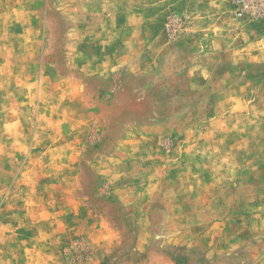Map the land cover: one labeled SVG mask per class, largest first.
<instances>
[{
    "label": "rangeland",
    "instance_id": "374dc122",
    "mask_svg": "<svg viewBox=\"0 0 264 264\" xmlns=\"http://www.w3.org/2000/svg\"><path fill=\"white\" fill-rule=\"evenodd\" d=\"M167 1L0 0V264H264V63Z\"/></svg>",
    "mask_w": 264,
    "mask_h": 264
},
{
    "label": "crops",
    "instance_id": "0c3cea01",
    "mask_svg": "<svg viewBox=\"0 0 264 264\" xmlns=\"http://www.w3.org/2000/svg\"><path fill=\"white\" fill-rule=\"evenodd\" d=\"M223 0H177L175 6L193 13L196 16V36L190 43V49L196 51L186 59L188 84L193 91H202L208 88L212 75L210 66L204 59L202 52L207 49L228 52L232 64L242 62L264 63V31L256 22H247L217 17ZM173 0L167 1L164 6L171 8ZM102 7V6H101ZM205 23V29L202 25ZM204 32V33H202ZM204 34V36H203ZM201 48V50H200ZM218 49V50H217ZM121 64L118 60L117 66ZM93 66V65H92ZM93 119L98 118L94 105L87 106Z\"/></svg>",
    "mask_w": 264,
    "mask_h": 264
},
{
    "label": "built area",
    "instance_id": "2783aa9c",
    "mask_svg": "<svg viewBox=\"0 0 264 264\" xmlns=\"http://www.w3.org/2000/svg\"><path fill=\"white\" fill-rule=\"evenodd\" d=\"M233 14L237 17L264 20V0H234Z\"/></svg>",
    "mask_w": 264,
    "mask_h": 264
},
{
    "label": "trees",
    "instance_id": "16d2710c",
    "mask_svg": "<svg viewBox=\"0 0 264 264\" xmlns=\"http://www.w3.org/2000/svg\"><path fill=\"white\" fill-rule=\"evenodd\" d=\"M176 264H180L179 259L174 258Z\"/></svg>",
    "mask_w": 264,
    "mask_h": 264
}]
</instances>
